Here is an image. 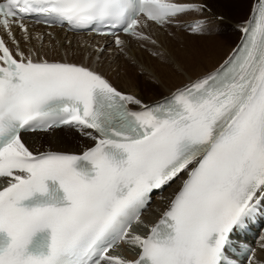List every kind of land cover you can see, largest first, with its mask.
I'll use <instances>...</instances> for the list:
<instances>
[{
	"label": "snow or ice",
	"instance_id": "1",
	"mask_svg": "<svg viewBox=\"0 0 264 264\" xmlns=\"http://www.w3.org/2000/svg\"><path fill=\"white\" fill-rule=\"evenodd\" d=\"M205 11L195 0H0V264H236L233 236L264 219V0L215 71L154 105L96 67L25 54L16 38H34L29 21L67 24L124 52L121 32L156 46L150 24ZM61 127L93 145L33 151L22 138ZM176 181L159 220L144 224L153 194ZM120 243L135 258L116 254Z\"/></svg>",
	"mask_w": 264,
	"mask_h": 264
},
{
	"label": "bare ground",
	"instance_id": "2",
	"mask_svg": "<svg viewBox=\"0 0 264 264\" xmlns=\"http://www.w3.org/2000/svg\"><path fill=\"white\" fill-rule=\"evenodd\" d=\"M259 1L251 0L248 9L245 0H195L205 4L211 11L193 13L182 17L181 20L205 21L207 29L204 34L187 37L176 31L183 30L178 26L161 28L150 24L146 31L157 41V45H142L128 36H122L126 41L124 52H121L109 37L72 34L55 27L28 25L34 38L25 42L19 29L16 30V38L25 54L31 49L50 61L67 60L96 67L121 91L135 95L144 104H149L215 71L236 48L243 34L241 28L246 26L245 22L251 18L253 7H257ZM9 46L14 47L10 41ZM97 49H104V52L99 54ZM153 52L163 53V56H154ZM22 138L33 151L81 153L94 143L69 127L26 133L22 134ZM179 186L180 182L176 181L163 195L156 196L149 210L141 216L144 224H154ZM131 230L138 233L147 232L142 224H135ZM260 240L261 243L264 241V230L260 233ZM125 245L123 243L117 247L115 252L133 258L135 251L130 252L129 246ZM260 245L255 256L259 261H264V248Z\"/></svg>",
	"mask_w": 264,
	"mask_h": 264
},
{
	"label": "rangeland",
	"instance_id": "3",
	"mask_svg": "<svg viewBox=\"0 0 264 264\" xmlns=\"http://www.w3.org/2000/svg\"><path fill=\"white\" fill-rule=\"evenodd\" d=\"M245 1H247L246 2V4H247V8L249 9V6H250V4H251V0H245ZM253 4V3H252ZM252 6V5H251ZM229 25H230V23H229ZM177 29V28H176ZM177 32H180L181 34H184L185 36L187 35V37H193L194 36V34H190L189 32H187V31H184V30H181V29H177L176 30ZM197 35V34H196ZM139 74H141L140 72H139ZM119 77H120V74L118 75ZM77 131V130H76ZM126 246V245H125ZM124 246V247H125ZM131 250V249H130ZM130 252H132V250L130 251Z\"/></svg>",
	"mask_w": 264,
	"mask_h": 264
}]
</instances>
